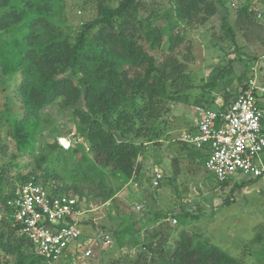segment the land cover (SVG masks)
<instances>
[{"label": "trees", "instance_id": "obj_1", "mask_svg": "<svg viewBox=\"0 0 264 264\" xmlns=\"http://www.w3.org/2000/svg\"><path fill=\"white\" fill-rule=\"evenodd\" d=\"M89 1L95 6L94 17L71 35V26L59 23L64 0H0V84L4 85V121L13 142L9 151L0 137V264H51L36 253L21 224L5 217L10 213L6 201L16 188L4 192L16 157L12 151L35 156L38 168L46 162V174L57 183L50 188L54 194L110 201L132 178L144 145L161 139L166 124L163 116L170 104L181 101L192 87L184 63L173 53L183 40L178 24L203 23L222 5L221 0H161L172 13L160 26L154 23L156 0L151 6L147 0H119L114 6L104 0ZM249 7L244 4L239 15L252 23L257 20ZM164 36L168 52L157 60L151 51ZM216 79L204 83L202 89L214 87ZM126 98L138 100L140 106L125 111L121 106ZM80 100L82 105L77 106ZM54 103L70 112L73 136L81 138L68 148L41 142L42 111ZM227 104L223 101L218 106L214 100L206 106L223 110ZM175 142L194 152L187 143ZM55 148L59 150L54 152ZM58 166L64 167L63 172L51 173ZM31 178L37 181L34 177L26 180ZM61 179L73 184L60 185ZM251 182L237 184L243 187ZM106 230L120 248L125 235L138 232L133 222ZM156 235V230L149 234ZM69 252L61 262H70ZM105 264L244 263L216 245L193 243L181 234L171 250L148 243L132 258L122 256Z\"/></svg>", "mask_w": 264, "mask_h": 264}, {"label": "rangeland", "instance_id": "obj_2", "mask_svg": "<svg viewBox=\"0 0 264 264\" xmlns=\"http://www.w3.org/2000/svg\"><path fill=\"white\" fill-rule=\"evenodd\" d=\"M104 1L114 6L119 0ZM147 1V5L151 6L153 1ZM155 3L154 23L164 26L168 22L165 18L172 13V9L163 7L161 0ZM221 3L203 23L178 24L183 40L176 45L173 53L184 63L192 87L186 90L181 101L170 104L169 111L163 116L166 124L161 139L144 145L141 155L144 166L140 173L144 182L139 178L135 180L143 182L142 188L138 187L140 183L129 187L124 183L110 201H103L99 196L81 198L88 210L80 217L79 227L82 236L94 238L96 245L92 247L90 256L75 257L72 264H105L122 256L132 258L142 252L143 245L148 243L153 248L171 250L181 234L193 243L216 245L244 264H264V189L253 182L243 187L235 181L219 182L205 168L204 154L200 150L191 152L189 147L171 142L192 124L195 105L206 106L217 98L228 103L252 76H256L264 86V25L254 19L249 23L250 18L239 15L244 4L250 6L249 11L254 7L264 10V0H221ZM94 8L89 0H64L62 21L59 23L71 26L69 31L74 35L80 24L94 17ZM165 39L164 36L161 44L151 51L157 60L168 52ZM214 76H217L214 87L203 90L202 85ZM3 86L0 84V137L11 151L13 142L4 121ZM80 105L81 100L77 106ZM132 106H140L139 101L132 102L126 98L121 108L131 112ZM42 114L44 124L40 137L43 144L57 142L61 145L62 142L66 145L69 141L72 145L78 140L73 136L75 123L68 110H61L58 103H54L44 108ZM59 138H62L61 141ZM58 150L55 148L54 152ZM12 153L16 157L10 164L4 192H10L30 177L48 188L56 186L57 183L46 174V162L38 168L35 156L20 155L16 151ZM174 154L177 157L173 158ZM156 164L164 167L167 175L160 185L153 187L152 169ZM63 168L58 166L51 173L61 174ZM106 182L112 184L108 177ZM58 183L63 186L73 184L65 179ZM132 222L138 232L134 236L125 235L124 247L120 248L116 238L106 229L111 225L120 229ZM154 230L158 235L152 238L149 234ZM104 234L109 236L108 246L103 244Z\"/></svg>", "mask_w": 264, "mask_h": 264}, {"label": "built area", "instance_id": "obj_3", "mask_svg": "<svg viewBox=\"0 0 264 264\" xmlns=\"http://www.w3.org/2000/svg\"><path fill=\"white\" fill-rule=\"evenodd\" d=\"M251 12L264 23V10L254 7ZM263 94L264 86L252 76L223 110L195 105L193 127L182 130L174 140L203 152L205 168L219 182L250 180L264 189ZM60 143L63 148L70 146L69 141ZM163 178L162 170L154 165L151 185L157 187ZM6 203L10 213L5 217L21 224L36 253L51 264L61 262L66 251H71V264L75 257L91 255L96 240L82 236L78 217L88 209L81 199L54 194L45 185L28 179L15 188ZM102 241L108 246L109 236L104 235Z\"/></svg>", "mask_w": 264, "mask_h": 264}, {"label": "crops", "instance_id": "obj_4", "mask_svg": "<svg viewBox=\"0 0 264 264\" xmlns=\"http://www.w3.org/2000/svg\"><path fill=\"white\" fill-rule=\"evenodd\" d=\"M233 101V99L231 100V101H229L228 103H231ZM215 103L218 105V106H220L222 103H223V100L222 99H220V98H217L216 100H215ZM193 124H194V118H193V120H192V124L190 125V127L189 128H192L193 127ZM188 128V129H189ZM187 129V128H186ZM183 130H185V129H183ZM171 142H175L174 141V139H172L171 140ZM172 149V148H171ZM172 151L174 152V150L172 149ZM203 153V152H202ZM204 154V153H203ZM205 156V155H204ZM175 157H177V155L176 154H174V156H173V158H175ZM179 157H181V155H179ZM143 160H142V157H140L139 158V160H137V163H136V167H135V170H134V173H133V176H132V178L127 182V185H128V187H129V185H132L134 182L138 185V183H140L139 181L140 180H142L141 179V175H139L143 170ZM161 170H162V172H163V174H164V176L166 177V173H165V171L163 170L164 169V167H161L159 164H156ZM137 177V178H136ZM140 179L139 181H138V183L135 181V180H137V179ZM152 179V178H151ZM143 181V180H142ZM144 182V181H143ZM143 182H141L140 183V186H138V187H141L142 185L141 184H143ZM152 186V185H151ZM142 188V187H141Z\"/></svg>", "mask_w": 264, "mask_h": 264}, {"label": "bare ground", "instance_id": "obj_5", "mask_svg": "<svg viewBox=\"0 0 264 264\" xmlns=\"http://www.w3.org/2000/svg\"><path fill=\"white\" fill-rule=\"evenodd\" d=\"M242 87H243V86H242ZM235 98H236V97H235ZM235 98H234V99H235ZM234 99H233V100H234ZM85 208H87L86 204H85ZM87 209H88V208H87ZM86 212H87V211H86ZM86 212H85V213H83L82 215H80V216L78 217V219L80 220V217H81V216H83V215H85V214H86ZM70 253H71V251L69 252V257H71V256H70Z\"/></svg>", "mask_w": 264, "mask_h": 264}]
</instances>
